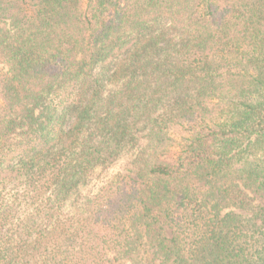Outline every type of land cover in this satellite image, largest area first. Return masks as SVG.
Wrapping results in <instances>:
<instances>
[{"label":"trees","instance_id":"obj_1","mask_svg":"<svg viewBox=\"0 0 264 264\" xmlns=\"http://www.w3.org/2000/svg\"><path fill=\"white\" fill-rule=\"evenodd\" d=\"M160 263L264 264V0H0V264Z\"/></svg>","mask_w":264,"mask_h":264},{"label":"clouds","instance_id":"obj_2","mask_svg":"<svg viewBox=\"0 0 264 264\" xmlns=\"http://www.w3.org/2000/svg\"><path fill=\"white\" fill-rule=\"evenodd\" d=\"M127 162V158H120L118 159L105 173L104 178L102 180V184H106L108 181H110L117 173L121 172L123 170L124 165Z\"/></svg>","mask_w":264,"mask_h":264},{"label":"rangeland","instance_id":"obj_3","mask_svg":"<svg viewBox=\"0 0 264 264\" xmlns=\"http://www.w3.org/2000/svg\"><path fill=\"white\" fill-rule=\"evenodd\" d=\"M115 163V162H114ZM113 163V164H114ZM111 164L109 167L105 168L104 170H102L100 173H99V176L96 177V179H94V184L96 185H99L101 184L103 178H104V175L105 173L108 171V169L113 165ZM129 168V165H127V163L124 165L123 167V170L121 172H125L127 169ZM167 233H168V230L166 229ZM156 263H159V261L156 260ZM161 264V263H160Z\"/></svg>","mask_w":264,"mask_h":264}]
</instances>
